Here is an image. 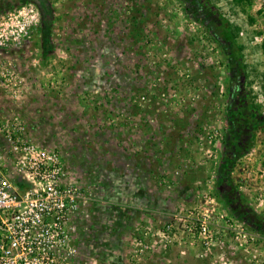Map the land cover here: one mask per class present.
I'll return each mask as SVG.
<instances>
[{
	"label": "rangeland",
	"instance_id": "rangeland-1",
	"mask_svg": "<svg viewBox=\"0 0 264 264\" xmlns=\"http://www.w3.org/2000/svg\"><path fill=\"white\" fill-rule=\"evenodd\" d=\"M204 4L243 48L257 118L238 103L237 157L224 144L232 69L193 0H0V141L20 122L59 156L63 186L82 194L83 264H264V235L246 217L264 222V0L248 13ZM227 158L246 210L232 211L219 183Z\"/></svg>",
	"mask_w": 264,
	"mask_h": 264
},
{
	"label": "built area",
	"instance_id": "built-area-1",
	"mask_svg": "<svg viewBox=\"0 0 264 264\" xmlns=\"http://www.w3.org/2000/svg\"><path fill=\"white\" fill-rule=\"evenodd\" d=\"M9 40L0 35V50ZM3 135L0 264H83L78 243L82 194L63 186L59 156L34 146L20 122L10 124ZM199 233L208 243L207 221L199 224Z\"/></svg>",
	"mask_w": 264,
	"mask_h": 264
},
{
	"label": "trees",
	"instance_id": "trees-1",
	"mask_svg": "<svg viewBox=\"0 0 264 264\" xmlns=\"http://www.w3.org/2000/svg\"><path fill=\"white\" fill-rule=\"evenodd\" d=\"M235 1L239 6H241L244 13H248L247 8L251 7L252 0H235ZM193 3H194L193 6L194 11H198L201 8H204V11H206L204 15L205 17H203V15L201 17L202 22L206 21L207 19H212L211 21L213 24L205 27L206 29H208L212 37V40H214L217 43V45L222 49L232 69V77L229 82V92H230L229 105L226 114L227 116L226 118L228 119L227 120L229 127L228 129L231 131V133H230V137L225 140L224 144L227 155L229 157L230 156L237 157L239 155H242L245 151L247 152V147H246L247 134L244 129L245 127L244 119L246 115L243 114V112H239V111L237 112L238 103L240 101L242 102L244 101L246 103V106L245 104L244 106L242 105V109L244 108L243 111L246 112L249 111L251 112L249 114L252 116V118L254 119L257 118L255 113L256 109L254 108L253 104L249 106L247 103L248 100L246 97V91L244 89L246 86L247 72H246V66L242 62L243 48L237 45L235 34L232 31L228 21H224L222 20V18H219L217 16H212L214 14L217 15V12L213 11L211 7L205 9L204 0H193ZM222 41H224V44ZM254 122H255L254 123V128H255V125H258L262 122L264 123V117H262V119H257V121L255 120ZM248 126L253 127L252 123H249ZM233 161L234 159L227 158L223 162V169L225 171V174H223V177L221 178L219 183L223 187V189H225L228 195L235 197V200L231 202L232 211L234 210V212H239L238 208L246 210L248 207H246L245 204L241 202V195L238 192H236V189L233 187V185L231 183H228L230 178L229 174L232 171V167L234 163ZM240 216H244V213ZM246 217L249 219L247 224L250 226L252 223V225H254L253 229L256 230L258 233L264 235V222H262L260 218L259 219L255 218L257 219L258 224H253L252 220L250 222V217L248 216Z\"/></svg>",
	"mask_w": 264,
	"mask_h": 264
},
{
	"label": "flooded vegetation",
	"instance_id": "flooded-vegetation-1",
	"mask_svg": "<svg viewBox=\"0 0 264 264\" xmlns=\"http://www.w3.org/2000/svg\"><path fill=\"white\" fill-rule=\"evenodd\" d=\"M205 17V16H204ZM212 19H207L206 21H204V24H205V26H210V25H212L213 23H212V21H211ZM223 42V44H224V41H222Z\"/></svg>",
	"mask_w": 264,
	"mask_h": 264
}]
</instances>
